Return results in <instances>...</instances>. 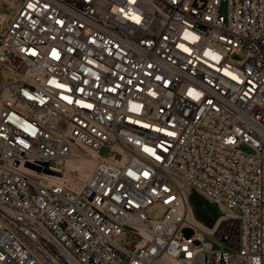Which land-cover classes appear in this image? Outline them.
Returning <instances> with one entry per match:
<instances>
[{"label":"built area","instance_id":"obj_1","mask_svg":"<svg viewBox=\"0 0 264 264\" xmlns=\"http://www.w3.org/2000/svg\"><path fill=\"white\" fill-rule=\"evenodd\" d=\"M3 6L0 264H264V0Z\"/></svg>","mask_w":264,"mask_h":264},{"label":"bare ground","instance_id":"obj_2","mask_svg":"<svg viewBox=\"0 0 264 264\" xmlns=\"http://www.w3.org/2000/svg\"><path fill=\"white\" fill-rule=\"evenodd\" d=\"M97 157H98L97 153H95L93 151H89V152H87V155H84L81 153V151L75 150L74 154L66 159L64 177L66 178V181L68 182V184L70 185V187L72 189L77 190L81 187L82 182L88 177L90 171L92 170ZM196 191L202 195V193L199 190H196ZM193 192L194 191L189 192L188 197H187L188 198L189 216H190V218L193 219V221H195L197 224H199L204 230L210 231L212 229L213 225L216 223L217 219L222 215L221 210H224V208L220 207V209H219L216 206V208L218 210L217 218L214 220V222L210 226L206 225L200 219H198V217L196 216V213L193 209V206L190 203V197H191ZM208 202L210 204L214 205L210 201H208Z\"/></svg>","mask_w":264,"mask_h":264},{"label":"rangeland","instance_id":"obj_3","mask_svg":"<svg viewBox=\"0 0 264 264\" xmlns=\"http://www.w3.org/2000/svg\"><path fill=\"white\" fill-rule=\"evenodd\" d=\"M7 0H0V2H6ZM226 2L221 3L220 11L225 13ZM0 15L6 17V9L3 6L0 8ZM85 157V156H84ZM71 188V187H70ZM192 201V202H191ZM190 203L196 213L198 219L203 223L210 226L214 220L217 218L218 210L215 205L210 204L200 193L194 191L190 197Z\"/></svg>","mask_w":264,"mask_h":264}]
</instances>
